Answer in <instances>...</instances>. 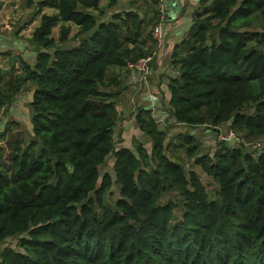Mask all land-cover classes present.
<instances>
[{
  "label": "trees",
  "instance_id": "trees-1",
  "mask_svg": "<svg viewBox=\"0 0 264 264\" xmlns=\"http://www.w3.org/2000/svg\"><path fill=\"white\" fill-rule=\"evenodd\" d=\"M100 2L38 0L35 61L16 55L0 69V108L32 84L31 137L10 133L0 147V244L17 238L0 264H264V147L250 149L264 137V0L197 1L172 48L165 119L137 106L138 137L114 130L123 84L110 72L156 50L158 13L128 7L102 20L118 0ZM179 125L180 139L168 137ZM203 126L234 136L202 152L192 132Z\"/></svg>",
  "mask_w": 264,
  "mask_h": 264
},
{
  "label": "rangeland",
  "instance_id": "rangeland-1",
  "mask_svg": "<svg viewBox=\"0 0 264 264\" xmlns=\"http://www.w3.org/2000/svg\"><path fill=\"white\" fill-rule=\"evenodd\" d=\"M2 1V7L0 9V50L7 49L11 53V57L9 55L0 54V69H8L10 67L9 61H13L12 56H20L22 58H25L30 64H32L35 61L36 56V47H33V45L29 44L27 41L28 36L31 34L32 28L37 24L39 19V14H36V2L38 0H31V3L29 4L28 0H0ZM112 9V8H110ZM110 9H106L109 11ZM56 10L54 8L50 7H44L43 12L44 13H54ZM114 12V11H113ZM105 13V14H106ZM112 13V12H108ZM150 16H153V13L150 14ZM166 21L163 22L162 27L164 28V24ZM182 29V27H180ZM178 29V30H180ZM77 31V26L73 23H71V30L69 33V36H72L74 32ZM52 36L55 38V40L58 39L59 36V23L52 27ZM73 42L70 40L65 41L61 43L60 47H70L72 46ZM20 65L17 61H14L13 65V72L18 73L20 71ZM7 74L4 77V81L13 79V75ZM109 76V75H108ZM110 78V77H108ZM26 88L23 89L18 95L16 96L12 108L5 109L6 106H3L0 108V133H2L5 129V133H7V138L1 139L0 137V147H5L10 139L12 138L10 133L17 134L18 132L23 135L24 139H28L31 137V123H30V113L28 108V100L30 99L31 92H32V84L29 82L26 85ZM142 89H144V86L142 85ZM138 89V90H142ZM125 93V91H124ZM124 93H121L119 98L127 99L124 95ZM140 96H138V101L130 106H126V102L123 103V108L125 107V110L123 108H120V115L117 120V123L115 124L114 130L118 134V129H120L121 126H125V129L127 131V135H131L134 137H138L140 134L137 132L134 124V112L137 110V106H146L151 108V112L153 113L154 117L156 119L158 118H164V114L160 111L163 109L162 107L167 106V103H162L160 100L152 101L149 99L148 101L146 99H140ZM163 96V95H162ZM159 99L161 98V94L158 93ZM163 99V97H162ZM164 99H166L164 97ZM163 99V100H164ZM162 100V101H163ZM167 102V101H166ZM162 103V104H161ZM137 104V105H136ZM136 105V106H135ZM135 106V107H134ZM130 107V110H127L126 108ZM180 127H177L176 129H171L170 134L168 137L175 136L177 134L178 139H180L181 133H184L186 129H183L182 125H179ZM224 132V128L221 127V129H208L205 126L199 127L194 129L192 133H194L195 137L199 139V142H202L201 150L202 152H208L212 153L214 152V149L216 146L221 142L218 137L220 133ZM116 134V133H115ZM135 134V135H134ZM223 133L222 136H224ZM169 139V138H168ZM257 140L258 144L253 146V144L250 145V149H254L256 146H258L256 149H261L264 147V137L255 139ZM171 142V139H170ZM4 149V148H3ZM7 151V150H6ZM178 161L182 162L185 167H193L198 170L200 173V176L203 180V182L206 184V187L208 189L209 194H213L215 188L213 185H210V181L208 178H206V175L203 174L199 167L195 164H193L187 157L184 156L183 152H180V149H176L175 155ZM100 169L103 172L104 170L107 172H111L112 169V159H108L106 164L101 166ZM114 194L110 195V198H113ZM171 197H173V194H170ZM10 245L12 247H17V238H7L5 242L1 245L0 249L5 246Z\"/></svg>",
  "mask_w": 264,
  "mask_h": 264
},
{
  "label": "crops",
  "instance_id": "crops-1",
  "mask_svg": "<svg viewBox=\"0 0 264 264\" xmlns=\"http://www.w3.org/2000/svg\"><path fill=\"white\" fill-rule=\"evenodd\" d=\"M197 1L198 0H180V6H178L177 0H169V6H166L167 18L163 28V42L151 65L146 85L140 81L139 76L135 71L126 67L111 68L110 76H114V74L117 75L121 80V84H123L122 88L119 89L117 96L119 111L120 108H123L124 102H126V106H130L132 103L134 104L137 102L139 95H141L140 99H142V101L143 99H146L147 101L151 99L155 102L160 100L162 103H166L168 99V96L166 95L167 75L176 72V67L172 64L170 58L172 48L188 34L191 25V16L193 11L197 8ZM106 3L107 0H101L100 6H104ZM117 4L121 6L120 9L131 7L132 9H136L137 12H146L148 18L151 17V9H156L154 4H150V0H118ZM39 19L37 24L39 23ZM180 27H182V29H180ZM141 42L144 43V45L150 44V40L146 38L141 40ZM142 85L144 86V89H142ZM162 91L164 92V96H162ZM121 93H124L127 99L122 100V98H119ZM158 93L161 94L160 99ZM162 97L163 99L164 97L166 99L163 100ZM123 109L126 111L125 107ZM126 109L130 110V107Z\"/></svg>",
  "mask_w": 264,
  "mask_h": 264
},
{
  "label": "built area",
  "instance_id": "built-area-1",
  "mask_svg": "<svg viewBox=\"0 0 264 264\" xmlns=\"http://www.w3.org/2000/svg\"><path fill=\"white\" fill-rule=\"evenodd\" d=\"M156 10L158 13V21L157 23L154 25L152 33H153V37L156 40V50L154 49V51L144 57L139 58L137 61L134 62H129L126 67L132 71H135L138 76L140 81L146 85L148 78H149V74H150V61L153 59V57L157 54V50L161 47L162 42H163V22L166 20L167 18V10H166V4L164 0H158L156 3ZM223 133H226L223 135ZM234 136V134L231 131L228 132H222L219 134L218 137H221L219 139H224V138H230Z\"/></svg>",
  "mask_w": 264,
  "mask_h": 264
},
{
  "label": "water",
  "instance_id": "water-1",
  "mask_svg": "<svg viewBox=\"0 0 264 264\" xmlns=\"http://www.w3.org/2000/svg\"><path fill=\"white\" fill-rule=\"evenodd\" d=\"M165 1V4L166 6L168 5L169 6V0H164ZM177 3H178V6H180V0H177ZM120 7L117 3L116 5H114V7H112V9H110L108 12H113V11H116V10H120ZM108 14L109 13H106L103 17H102V20L106 19L108 17ZM92 32V30L88 31V34H90Z\"/></svg>",
  "mask_w": 264,
  "mask_h": 264
}]
</instances>
